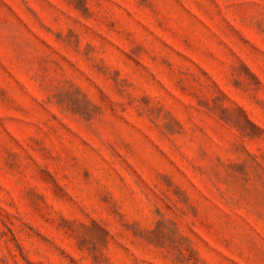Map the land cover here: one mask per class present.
I'll list each match as a JSON object with an SVG mask.
<instances>
[{"label":"rangeland","instance_id":"obj_1","mask_svg":"<svg viewBox=\"0 0 264 264\" xmlns=\"http://www.w3.org/2000/svg\"><path fill=\"white\" fill-rule=\"evenodd\" d=\"M0 264H264V0H0Z\"/></svg>","mask_w":264,"mask_h":264}]
</instances>
